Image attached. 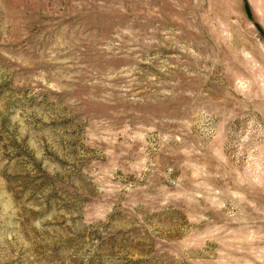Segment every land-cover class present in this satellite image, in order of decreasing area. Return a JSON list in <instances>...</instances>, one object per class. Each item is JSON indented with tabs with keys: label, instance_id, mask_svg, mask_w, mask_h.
<instances>
[{
	"label": "rangeland",
	"instance_id": "obj_1",
	"mask_svg": "<svg viewBox=\"0 0 264 264\" xmlns=\"http://www.w3.org/2000/svg\"><path fill=\"white\" fill-rule=\"evenodd\" d=\"M0 264H264V0H0Z\"/></svg>",
	"mask_w": 264,
	"mask_h": 264
}]
</instances>
